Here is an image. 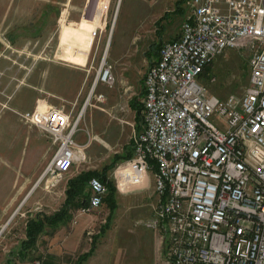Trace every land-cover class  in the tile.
<instances>
[{
    "label": "built area",
    "instance_id": "2783aa9c",
    "mask_svg": "<svg viewBox=\"0 0 264 264\" xmlns=\"http://www.w3.org/2000/svg\"><path fill=\"white\" fill-rule=\"evenodd\" d=\"M99 6L96 24L107 0ZM188 7L180 36L162 44L144 75L142 129L112 177L127 191L154 174L158 202L147 226L159 234L160 264H264V0H189ZM91 36H99L96 27ZM240 48L252 52L245 94L210 95L201 83L207 68ZM112 70L104 59L91 96L97 83H113ZM19 115L57 145L42 178L62 179L77 161L78 121L49 106ZM88 186L83 211L99 213L108 189L99 178Z\"/></svg>",
    "mask_w": 264,
    "mask_h": 264
},
{
    "label": "crops",
    "instance_id": "0c3cea01",
    "mask_svg": "<svg viewBox=\"0 0 264 264\" xmlns=\"http://www.w3.org/2000/svg\"><path fill=\"white\" fill-rule=\"evenodd\" d=\"M49 1H44L43 11L34 16L35 24L59 23L61 15L59 16V11H56L59 9V2ZM64 1L67 7L70 6V14L68 13L66 20L80 24L78 27L64 26L62 34L57 38V48H52L54 58L50 62L25 64L28 67L27 71L30 72L25 76L27 83L25 89L12 82V76L9 79L2 74L12 72L16 65L14 62H3L0 51V228L6 226L1 240H5L4 246L15 248L17 251L21 242L26 239L28 220L35 218L38 213L51 215L59 211L67 198L66 190L69 180L83 172H91L88 167L74 165L72 170L64 175V179L57 181L43 179V173L52 161L57 145L36 127L22 122L15 110L3 109L5 107L3 105L6 104L10 108L21 110L20 112H30L42 100L48 103L49 107L63 108L72 115L75 113L80 93L79 87L64 90V87H61V69L66 71L80 68L90 74V69L93 68V65L90 66L93 61L90 62V56H96L99 50L97 48L94 54L93 48L89 51L91 47L89 33L92 25L95 24L94 21L100 17L101 6L99 5L104 0H95L90 17V19L94 18V21L90 19L82 21L91 0ZM36 3L41 1H33L35 8L39 7L35 5ZM13 5L17 6V4ZM11 15L15 16L14 12H11ZM12 25L15 23H11ZM47 32L46 38L43 39L45 43L51 38L53 41L54 32ZM108 47L109 45L105 53L110 54L109 61L113 64L114 85L108 87L105 83L99 82L92 96L91 91L87 100L91 97V102L98 95H103V100L98 101L104 102L96 106L90 105L94 108L88 109V115L84 116L82 126L84 130H81L80 137H77L78 132L76 133L75 141L79 144L78 148H82L80 145L88 147L93 143V137L97 136L116 150L111 163L107 165H112L116 160L107 172L109 179L114 181L112 177L114 168L133 154L131 139L142 129L144 76L140 79L139 73L135 72L136 68L126 56L128 50H121L118 47L113 50ZM61 53L64 54V63L66 62L63 67ZM85 104L87 106L85 102L81 109L83 112L86 108ZM85 130L89 132L88 143L85 139ZM97 144L101 143L97 141ZM76 158L79 160L80 155ZM92 171L98 172V170ZM43 183L44 187L42 191H39V186ZM29 199L32 201L28 204L26 211L20 212L18 216L19 209L25 200ZM105 201L108 212L104 213L105 223L101 224L105 225L108 217L111 216L109 227L85 264H160L159 234L147 226L158 202L154 174L150 172L142 185L127 191L117 188L115 194L117 207L112 215ZM70 213L72 217L67 222L56 227H46L27 259L22 262L19 260L20 262L17 261V263L30 264L37 254L42 253L41 249L44 247L47 253H42L44 254L41 258L43 264H75L80 255L88 253L92 244L89 243L86 235L89 229L98 224V215L101 211L88 213L83 209H72ZM9 228L10 231H8Z\"/></svg>",
    "mask_w": 264,
    "mask_h": 264
},
{
    "label": "rangeland",
    "instance_id": "374dc122",
    "mask_svg": "<svg viewBox=\"0 0 264 264\" xmlns=\"http://www.w3.org/2000/svg\"><path fill=\"white\" fill-rule=\"evenodd\" d=\"M33 1H41V3L35 4L39 7L35 8V6H33ZM44 1L50 2L49 0H0V24H2L0 25L1 56L3 62H14L16 65L12 72L2 74L9 79L12 76L11 81L17 83L24 89L27 87L25 76L30 73L27 71L28 67L25 64L50 62L51 59L54 58L52 48H57V38L62 34L64 26L73 25L78 27L80 24L70 23L66 20L68 19L70 6L67 7L64 0H54L59 2V9L56 10L59 11V16L61 15L59 23L55 25L44 23L35 24L34 16L39 15L41 10L43 11L42 6L43 3H45ZM188 1L189 0H107V8L103 12L102 20L98 24H93L89 33L91 37V47L89 51L93 48L92 53L94 54L97 48L99 50L96 56H90V62L93 60V64H90L91 67L93 65V68L90 69V74L80 68L66 71L61 69V87H64V90L79 87L80 93L77 107L75 113L72 115V124L78 120L77 128L79 131L77 137H80L81 130H84L82 126L84 123V116L88 115V109L96 106V104L104 102L98 101V97L93 98L91 102L90 99L87 100V98L92 91L97 70L101 62L105 59L107 64L113 67V64L109 61L110 54L107 52L105 53L107 45H109L108 49L114 50L118 47L121 48V50H128L126 56L130 58V62H132V65L136 68L135 72L139 73V78L142 79L148 68L157 60L158 57L156 55L159 53L162 44L180 35L182 23L189 15L190 9L188 7ZM94 3L95 0L90 1L89 8L84 18L90 19ZM13 4H17V6L14 7ZM16 10L18 11L15 13ZM11 12H14L15 16H12ZM84 18L81 20L84 21ZM13 22L15 25L11 26ZM95 27L99 32L97 38L91 36V32ZM47 31L54 32L53 41L51 38L49 42L47 41V43H45L43 39L46 38ZM152 47H155L154 51L151 52L152 56L151 58H147L146 54ZM62 49L61 51L63 53ZM62 53L61 66L63 67L66 62L64 63L63 61L64 54ZM251 57L252 52L248 49L240 48L226 50L207 68L201 78V83L206 87L210 95L217 96L221 100L226 99L230 95L241 98L249 86ZM106 85L112 87L114 85V79L112 84ZM42 94L45 96L47 95L44 92H42ZM85 102L87 106L85 104L86 108L83 112L81 109ZM47 104L48 103L45 101L40 100L33 111L39 107H47ZM3 106H5L3 109L15 110L18 115L27 113L20 112L21 110L19 109L10 108L6 104ZM19 117L22 122L29 124L25 119L21 118L22 116L19 115ZM215 121L219 123L218 119H215ZM31 126L39 129L34 124ZM85 131V139L88 143L89 132L87 130ZM93 138V143L89 144L88 147L84 145H80L82 148L77 147V150L80 151L77 154L80 155V159L76 161L75 166L88 167L91 171L98 170V172L102 173L103 169L111 163L115 155L114 151L116 150L105 144L104 140L102 141L100 137L95 136ZM97 141L101 144H97ZM76 144L79 146L78 143ZM64 178L65 177H63V179ZM63 181L65 182V180ZM42 187H44V183L39 186V191H42ZM31 201L30 199L25 200L19 209L18 216H20V212L23 213L26 211ZM107 212L108 208L104 204V207L101 209V214L98 215L100 222L98 221L96 226L89 229L90 231L94 230V235H86V238L90 241L89 243H92V238L94 236L100 234L104 226L101 223L104 220L103 217L106 216L104 213L106 214ZM8 231H10V228ZM4 241L0 239V264H21L17 263V261H19L18 259L11 258L16 255L17 249L4 246ZM41 250L42 253H47L45 247ZM42 253L37 254L32 261H30V264H43L41 258L44 254ZM142 257H145V255H142ZM9 258L11 259L10 263H8Z\"/></svg>",
    "mask_w": 264,
    "mask_h": 264
},
{
    "label": "trees",
    "instance_id": "16d2710c",
    "mask_svg": "<svg viewBox=\"0 0 264 264\" xmlns=\"http://www.w3.org/2000/svg\"><path fill=\"white\" fill-rule=\"evenodd\" d=\"M154 48L155 47H152L147 52V58H151V52L154 51ZM156 56L159 57V53ZM131 156L132 155L130 154L127 159L131 158ZM115 161L112 163V165L105 167L102 173L97 171L83 172L77 177L70 179L66 190L67 198L64 204L61 206L60 210L51 215L45 213H38L35 218L29 219L26 226V239L21 242L19 250L15 253L16 255L11 258H16L21 262L25 261L28 257V254L31 253L36 247L37 240L46 227H56L70 220L72 217L70 211L72 209L87 208L90 196L88 184L90 179L92 178H99L106 185L108 189V195L105 197L104 200H106L105 202L111 210L110 215H112L113 211L117 207L115 201L117 187L115 182L109 179L107 172L110 167L115 164ZM110 219L111 216L108 217L106 224L102 227L100 231V234L92 238L91 250L88 253L80 255L75 264H85V262L92 256L93 252L97 248L99 240L104 236L106 230L109 227ZM10 262L11 259L9 258L8 263Z\"/></svg>",
    "mask_w": 264,
    "mask_h": 264
},
{
    "label": "bare ground",
    "instance_id": "6f19581e",
    "mask_svg": "<svg viewBox=\"0 0 264 264\" xmlns=\"http://www.w3.org/2000/svg\"><path fill=\"white\" fill-rule=\"evenodd\" d=\"M79 119V118H78ZM78 121V120H77Z\"/></svg>",
    "mask_w": 264,
    "mask_h": 264
}]
</instances>
